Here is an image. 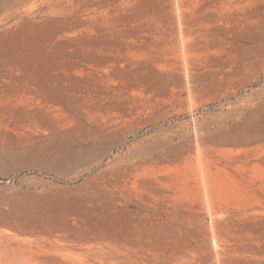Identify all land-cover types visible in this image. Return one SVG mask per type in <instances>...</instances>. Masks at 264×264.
Masks as SVG:
<instances>
[{
	"label": "rangeland",
	"instance_id": "374dc122",
	"mask_svg": "<svg viewBox=\"0 0 264 264\" xmlns=\"http://www.w3.org/2000/svg\"><path fill=\"white\" fill-rule=\"evenodd\" d=\"M165 251L264 264V0H0V264Z\"/></svg>",
	"mask_w": 264,
	"mask_h": 264
},
{
	"label": "bare ground",
	"instance_id": "6f19581e",
	"mask_svg": "<svg viewBox=\"0 0 264 264\" xmlns=\"http://www.w3.org/2000/svg\"><path fill=\"white\" fill-rule=\"evenodd\" d=\"M189 17H190V15H189ZM183 42H185L184 36H183ZM183 45H184V43H183ZM140 156L139 157L138 156H135V155L129 156V157H126L123 160L117 162V163H113L110 166V167H112L111 168V178H123L124 179L126 177H130L131 175L139 174L140 171H141V169H142V167H145V163H144V161L141 160L142 157L140 158ZM198 158H200V157L198 156ZM97 165H98V163H97Z\"/></svg>",
	"mask_w": 264,
	"mask_h": 264
},
{
	"label": "trees",
	"instance_id": "16d2710c",
	"mask_svg": "<svg viewBox=\"0 0 264 264\" xmlns=\"http://www.w3.org/2000/svg\"><path fill=\"white\" fill-rule=\"evenodd\" d=\"M166 254L167 252L165 251L163 256L160 255L158 257V261H155L152 256L146 255L143 252H138L137 254L129 253L128 256H121L117 258L120 260L118 264H170Z\"/></svg>",
	"mask_w": 264,
	"mask_h": 264
}]
</instances>
